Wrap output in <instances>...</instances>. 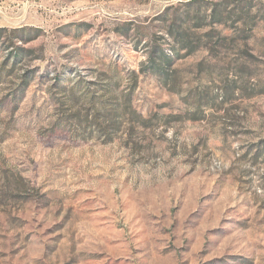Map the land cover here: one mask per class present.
<instances>
[{"label": "rangeland", "instance_id": "obj_1", "mask_svg": "<svg viewBox=\"0 0 264 264\" xmlns=\"http://www.w3.org/2000/svg\"><path fill=\"white\" fill-rule=\"evenodd\" d=\"M0 264H264V0H0Z\"/></svg>", "mask_w": 264, "mask_h": 264}, {"label": "trees", "instance_id": "obj_2", "mask_svg": "<svg viewBox=\"0 0 264 264\" xmlns=\"http://www.w3.org/2000/svg\"><path fill=\"white\" fill-rule=\"evenodd\" d=\"M17 92V91H16Z\"/></svg>", "mask_w": 264, "mask_h": 264}]
</instances>
